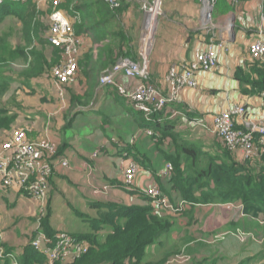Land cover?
Masks as SVG:
<instances>
[{
  "label": "crops",
  "instance_id": "1",
  "mask_svg": "<svg viewBox=\"0 0 264 264\" xmlns=\"http://www.w3.org/2000/svg\"><path fill=\"white\" fill-rule=\"evenodd\" d=\"M37 1L38 9L45 11L47 6ZM143 2L119 0L114 17L110 16L107 5H96L94 0L88 2L84 7V23L76 24L80 45L75 80L62 88L46 72L29 74L28 61L21 54L13 61L0 62V87L7 86L2 92L3 105L0 102L5 121L0 128V145L19 128L31 142L51 140L57 145L59 154L48 182L51 206L52 201L61 199L65 200L66 208L73 205L93 216H98V210L90 207L94 203L150 207L146 193L153 186L172 204H177L183 201L180 194L173 189L171 179L161 175L165 164L172 163L177 156L173 139L195 144L209 155H217L218 148L224 147L218 138L190 127L189 120L204 117L209 121L235 105L246 107L248 121L260 114L264 102L261 94L241 93L233 74L238 67L247 70L253 62L249 47L264 21V0H241L236 4L217 0L211 25L205 22L200 0H161L153 42L148 52L146 49L147 82L166 94L165 77L170 68L188 65L195 51L204 49L211 41L221 43L224 49L217 48L216 69L196 73V88L183 89L174 104L148 121L115 88L100 85L104 70L121 58L139 62L145 15L141 9ZM44 23L46 28L39 30L36 38L34 34L31 37L33 23L26 35L19 21L6 17L0 22V38H6V45L11 49H23L24 55L30 51L50 59L52 48L45 40L47 14ZM1 57L6 58L7 53ZM16 65H22V70L14 72L15 67L10 68ZM114 80L125 92L133 91L141 82L122 73L114 76ZM28 94L33 98L32 104ZM6 99L10 102H5ZM14 99L17 101L11 103ZM172 111L179 115L172 116ZM5 118L11 120L6 122ZM231 155L243 161L241 151ZM62 159L67 162L65 168L59 163ZM129 163L137 166L134 188L130 191L122 185V172ZM7 190L6 194L11 197H27L17 188ZM29 197L37 205V200ZM152 210L169 216L174 223L166 236L146 249L143 262L147 264H164L181 251L190 256L189 264H264V221L245 216L239 203L191 204L180 213L182 216ZM236 228L251 232L246 243L233 233L220 241H210L220 231ZM96 233L102 242L108 231L105 228ZM27 242L13 250L16 258Z\"/></svg>",
  "mask_w": 264,
  "mask_h": 264
},
{
  "label": "built area",
  "instance_id": "2",
  "mask_svg": "<svg viewBox=\"0 0 264 264\" xmlns=\"http://www.w3.org/2000/svg\"><path fill=\"white\" fill-rule=\"evenodd\" d=\"M25 1V0H17ZM51 8L48 15V31L46 41L55 47L61 48L62 59L57 66L49 72L50 77L60 88L71 84L75 80L77 62L79 56L80 38L72 29V19L59 8L62 0H40ZM110 9L119 6V0H104ZM236 4L241 0H229ZM204 9L205 22L211 25L213 9L217 0H200ZM152 8L142 5L144 14ZM144 15V16H145ZM146 23L142 34V45L139 62L121 58L111 67L104 70L99 78V84L110 86L125 97L131 103L133 109L149 120L154 114L163 111L168 105L174 104L180 92L185 89L197 87L195 75L197 72H208L217 67V48L224 49L221 43L211 41L204 49H197L194 59L188 65L172 67L167 72L165 81L167 93H162L159 88L147 82V52L144 42L146 41ZM209 30L211 27H208ZM219 45V46H217ZM249 54L253 61H258L264 68V21L256 33L255 42L249 47ZM122 73L130 79H138L141 82L131 92L117 84L114 76ZM264 100V92L261 93ZM179 112L172 111V116H178ZM189 126L199 128L208 135L218 138L223 146L235 154L238 150L242 152L243 160H254L264 156V102L260 114L255 120H247L246 107L235 105L211 117L208 121L204 117L189 120ZM58 147L53 142L43 140L31 142L27 140L23 129H15L9 138L0 145V187L17 188L20 192L37 200L41 205L45 203L49 190V178L53 172V163L57 156ZM61 167H67L65 159L60 160ZM137 166L129 163L122 172V185L127 190L134 188L135 173ZM173 166L166 163L162 176L171 179ZM146 195L152 209L161 210L169 215L180 214L185 207L191 205L181 201L172 204L163 192L156 186L150 188ZM236 236L245 241L249 234L238 232ZM31 245L38 252L46 256V264L73 263L79 256L87 252V244L84 240L77 239L65 233H58L54 238L47 237L44 233L31 241ZM5 257H12L8 254ZM178 256V255H177ZM175 256L172 263H186L187 257ZM14 259V258H12ZM179 263V264H181ZM17 264V262L13 263Z\"/></svg>",
  "mask_w": 264,
  "mask_h": 264
},
{
  "label": "trees",
  "instance_id": "3",
  "mask_svg": "<svg viewBox=\"0 0 264 264\" xmlns=\"http://www.w3.org/2000/svg\"><path fill=\"white\" fill-rule=\"evenodd\" d=\"M89 1L91 0H65L61 2L59 8L69 15L78 14L80 22L84 23V7ZM94 1L96 5L106 4L104 0ZM106 7L112 17L119 9V6L115 9H110L108 5ZM50 13L49 6L41 12L37 0H0V22L6 17H13L21 23L26 35H29L30 23H33L31 37L34 34L38 38V31L46 28L44 17ZM10 33L11 31L7 36ZM74 33L78 36L77 26L74 27ZM6 43V38L1 37L0 62L13 61L18 57L17 54H21L22 58L28 61L27 66L31 75H41L45 72L49 74L62 59V49L48 42L47 44L52 48L50 59H46L43 54L38 55L30 51L28 55H24L23 49H11ZM5 53L7 57L3 59L1 56ZM78 66L77 62V68ZM233 77L239 83L243 94L259 95L264 92V68L258 61L249 64L247 70L236 68ZM5 89L7 86L0 87V92ZM5 120L9 122L11 119L5 118ZM4 122V117L0 113V128ZM173 144L177 156L171 163L173 172L170 183L183 201L193 205L239 203L245 216L264 221V156L240 162L225 147L218 148L217 155H209L194 144L176 139H173ZM58 154L57 150V156ZM90 207L98 210L97 218L89 220L92 231L73 234V237L86 242L87 252L71 264H147L143 262L146 249L158 243L172 228L168 217L154 212L149 206L94 203ZM49 216L48 203L46 214L39 219V226L42 232L52 239L56 232L50 225ZM105 228L108 233L100 242L96 232ZM5 259L2 264H9L10 258ZM17 260L18 264H46V256L36 251L30 241L22 246Z\"/></svg>",
  "mask_w": 264,
  "mask_h": 264
},
{
  "label": "rangeland",
  "instance_id": "4",
  "mask_svg": "<svg viewBox=\"0 0 264 264\" xmlns=\"http://www.w3.org/2000/svg\"><path fill=\"white\" fill-rule=\"evenodd\" d=\"M143 1H144L143 4H145L147 8L150 7L153 9L154 7L157 6L156 5L157 0H143ZM158 2H159V5H158L157 9L159 10V12L156 15L155 27L157 26L158 20H159L160 15H161V7H160L161 6V4H160L161 0H158ZM141 9H142V6H141ZM63 11L65 13H67L65 10H63ZM145 16H143L144 22H143L142 34H143L144 29H145ZM69 17L72 19V24H71L72 26L71 27H72L73 32H74V27H76L75 25L76 24L79 25V23H81L80 17L78 16V14H75V15L72 14V15H69ZM147 32H148V34L146 35V39L149 38V34H150V32L148 30H147ZM154 32H155V29H154ZM154 32H153V34H154ZM152 42H153V40H152ZM144 46H146V49H147V40L144 42ZM139 49H140V41H139ZM13 67H15V70H16V71L14 70V72H19L20 70H22V65L21 66L20 65L10 66V68L12 70H13ZM1 69L2 68L0 67V70ZM3 95L4 94H2L0 92V97H1L0 102H2V105H3V99H2ZM5 95L8 96V94H5ZM26 96L30 99L31 104H32L33 98H31L30 94H28ZM15 98H16V96H15ZM17 99L11 100V103H13V101L16 102ZM5 102H10V101L8 99H6ZM4 189L5 188L0 187V264L3 263V261H4L3 259L6 258L4 255H6V254L12 256V257H8V258H10L9 264H13L15 262H17V264H18V260L16 258V255L14 254L13 250H15L21 243L25 242V240L31 242L38 236V234L44 233L41 230L42 228L39 226L40 225L39 219L44 217V215L46 214V207H47L48 203H49V207H50L49 222H50L51 227L53 226L54 230H56L55 227H59V228L61 227V228H68L70 231H72L74 233H77L79 231H84L86 233H89L90 231H92L91 226H90L91 222H89V220L97 218V216H93L92 214H85L84 210L82 208L73 207V205L69 206L70 209H68L63 204L65 202V200H61V199H59L57 201H52V206H51L50 189L48 190L47 199L45 200V203L42 205L39 202H37L36 203L37 205H35L30 199L27 198L29 196H27V197H24V196L20 197L19 196L17 198L11 197V196L6 194V192L9 190H7V188H6V190H4ZM65 197L67 199L68 194H66ZM66 201L68 203H71V201H68V200H66ZM51 208H52V212H53L52 214H51ZM179 215H181V214H179ZM165 217L169 218L171 224L174 223L173 219H171L169 216H165ZM55 232H56V234L65 233L67 235L73 236L72 233H69V232H66L63 230H56ZM238 232L245 233V234H249V233L251 234L250 231L248 232L246 230L244 231L243 229H237V228L232 229V230H223V231H220L218 233L219 235H217V237H215L212 240L208 239V241L209 240L212 242L213 241L214 242L220 241L224 237H226L229 234L231 235L232 233L235 234V236H236V234ZM56 234H54V235H56ZM239 240H241V239H239ZM241 242L246 243L245 241H241ZM6 249L8 251H6ZM175 256L179 257L180 260H181V257L189 258V261L186 263H181V261H180L179 263H181V264H189L191 261L190 256L187 255L185 251H181L179 253L174 254L170 258H168V260L164 264H177V263H172V260ZM13 257H14V259H12Z\"/></svg>",
  "mask_w": 264,
  "mask_h": 264
},
{
  "label": "bare ground",
  "instance_id": "5",
  "mask_svg": "<svg viewBox=\"0 0 264 264\" xmlns=\"http://www.w3.org/2000/svg\"><path fill=\"white\" fill-rule=\"evenodd\" d=\"M38 2V1H37ZM158 3V0H157ZM156 3V7H154L152 10L149 11L148 15H147V23H146V28L147 30L150 32L149 34V38L146 39L147 40V52L150 49L151 45H152V40H153V32L155 29V23H156V15L158 14L159 10L157 9L158 4ZM45 5V4H44ZM75 23V22H74ZM82 44V43H81ZM63 51V50H62ZM56 85V84H55ZM56 88V87H55ZM57 89V88H56ZM59 91V90H58ZM63 95V94H62ZM59 96V95H58ZM50 142H52L50 140ZM162 175V174H161ZM44 214V213H43ZM38 232V231H37ZM40 233V232H39Z\"/></svg>",
  "mask_w": 264,
  "mask_h": 264
}]
</instances>
